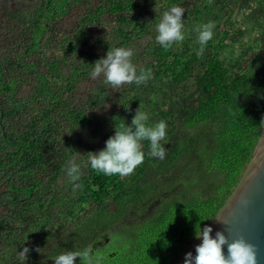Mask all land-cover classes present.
<instances>
[{
    "label": "trees",
    "instance_id": "16d2710c",
    "mask_svg": "<svg viewBox=\"0 0 264 264\" xmlns=\"http://www.w3.org/2000/svg\"><path fill=\"white\" fill-rule=\"evenodd\" d=\"M57 1L40 0L19 9L8 6L0 18V32L6 35L0 48V259L10 249L23 247L11 264H180L240 182L264 131V24L260 23L259 37L246 41V26L238 20V5L248 9L253 0H218L223 7L229 5L224 20L229 28L198 44L184 40L182 32L175 38L161 37L155 25L150 29L157 18L148 14L147 21L144 8L153 0H105L104 13L119 24L117 45L127 47L146 36L145 44L134 43L151 57L143 72L165 76L173 85L194 78L197 90L182 115L156 104L155 111L169 123L155 130L134 118L140 101L128 87L120 89L115 105L92 131L100 135L103 146L97 151L96 143L89 144L88 153L96 155L76 171L79 207L64 216L50 205L64 193L71 195L61 181L60 166L66 159L57 144L71 124L85 120V114L59 94L36 104L26 99L19 105L14 99L19 85L29 80L27 68L37 66L32 57L48 32L70 58L81 45L87 18L78 23L80 29L60 37V23L51 24L57 18ZM201 13L196 5L194 14ZM255 13L248 19L256 20ZM44 19L48 21L42 26ZM232 45L240 47L239 56L227 62L223 51ZM54 65L55 61L48 64ZM41 77L50 81L47 73ZM74 89V82H69L67 90ZM155 147L163 155L156 156ZM180 169L174 181L179 186L160 198L154 213L122 221L133 204L155 195L158 179ZM49 215L54 222L44 232L50 223L41 225V220ZM69 222L73 227L65 238L40 255Z\"/></svg>",
    "mask_w": 264,
    "mask_h": 264
},
{
    "label": "rangeland",
    "instance_id": "374dc122",
    "mask_svg": "<svg viewBox=\"0 0 264 264\" xmlns=\"http://www.w3.org/2000/svg\"><path fill=\"white\" fill-rule=\"evenodd\" d=\"M39 1L0 0V18L8 6L19 9ZM189 1L185 4L174 5L163 4L164 0H153L152 5L149 4L144 8L147 21L148 14H154L157 18V23H152L150 29L155 25L157 34L161 37L175 38L178 32H182L184 40L187 38L191 44H198L215 38L220 32L219 30L229 28V24L227 27L224 25V20L229 14V5L226 7L219 5L220 1L229 3V0ZM193 2L197 8L202 10L200 16L194 14L196 5ZM104 6L105 0H58L54 4V9L58 12L57 18L52 20L51 24L54 27L55 24L60 23L56 27L57 32L62 31L59 34L60 37L77 26L80 29L78 23L87 18L81 30L83 36L81 45L77 47L74 57L70 58L50 40L51 32H48L37 53L32 57L37 66L27 68L29 80L19 85L21 87L14 92L15 102L19 105L25 103L26 99L28 103L36 104L40 102V99L42 102L56 94L63 95L69 98L76 107L81 108L85 114V120L79 121L75 125L71 124L72 127L60 135L57 144L59 154L66 159L60 166L63 172L61 181L65 189L71 191V195L64 193L58 197V200L50 201V205L54 206L53 208H58V214L61 216H64L68 209L79 207L75 197L76 171L85 167L88 160L96 155V152L88 153L89 144L96 143L97 151L103 146L100 135L95 136L92 131L96 125L103 121L102 119L105 118L111 106L115 105V99L120 89L128 87L130 95L140 101L134 111V118L143 119L155 130H163L169 123L155 111L156 104L164 109L171 107L176 113L182 115L197 90L194 78H190L180 85H173L165 76L158 78L153 77L152 73L143 72L142 69L150 62L151 57L144 56L142 53L144 47L134 43L145 44L146 36L140 41L136 38L132 45L127 47L117 45L114 38L119 24L113 16L104 13ZM238 8L240 13L238 20L244 22L247 30L246 41L259 37L260 23L264 24V0L251 1L248 9L244 4H239ZM253 11L257 12L255 13L256 20L253 17L251 21L248 17L253 16ZM100 13L104 14L102 21L99 20ZM47 21L44 19L42 26ZM254 22L257 23L255 26ZM98 38H104V43L98 41ZM4 40H6V35L0 32V48H3ZM105 42L111 43L112 46H106ZM10 49L4 52L9 53ZM239 51V46H228L224 49L222 58L229 62L230 58L239 56ZM53 61L56 65L48 66ZM44 65L47 66L43 67ZM75 67L79 68L77 72H74ZM41 73H47L50 76V81L41 77ZM72 81L75 84V89L71 92L67 90V85ZM154 152L156 156L163 155L162 150L158 148ZM181 171L182 169L175 171L171 176L158 179L155 184L158 187L155 195L133 204L122 221L133 222L154 213L160 198L179 186L174 181ZM50 216L41 220V225L50 223L44 232H48L51 223L54 222V217ZM72 227V222L66 223L60 234L49 240L46 249L40 255L54 247L60 239L65 238ZM18 252H23V247H14L7 251L1 257L0 264H11L14 254ZM19 264L36 263L22 261Z\"/></svg>",
    "mask_w": 264,
    "mask_h": 264
},
{
    "label": "water",
    "instance_id": "95a60500",
    "mask_svg": "<svg viewBox=\"0 0 264 264\" xmlns=\"http://www.w3.org/2000/svg\"><path fill=\"white\" fill-rule=\"evenodd\" d=\"M180 264H264V131L240 182Z\"/></svg>",
    "mask_w": 264,
    "mask_h": 264
}]
</instances>
